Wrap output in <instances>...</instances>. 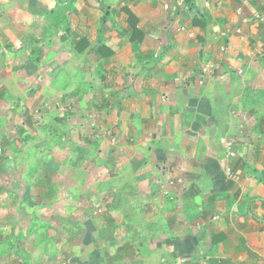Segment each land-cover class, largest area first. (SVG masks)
<instances>
[{"label": "crops", "instance_id": "1", "mask_svg": "<svg viewBox=\"0 0 264 264\" xmlns=\"http://www.w3.org/2000/svg\"><path fill=\"white\" fill-rule=\"evenodd\" d=\"M4 2L3 56L6 31L23 30L9 26ZM263 14L264 0H114L59 54L62 86L84 93L76 69L92 92L97 127L82 136L107 146L106 165L78 192L96 188L123 205L121 222L143 224L142 264H264ZM130 201L142 207L131 216Z\"/></svg>", "mask_w": 264, "mask_h": 264}, {"label": "rangeland", "instance_id": "2", "mask_svg": "<svg viewBox=\"0 0 264 264\" xmlns=\"http://www.w3.org/2000/svg\"><path fill=\"white\" fill-rule=\"evenodd\" d=\"M97 1L5 0L1 8L9 26L23 30L14 36L6 31L4 56L0 48V264L143 263V224L121 222L123 205L115 207L96 188L78 192L93 180L92 169L106 165L107 146L82 136L97 127L92 92L84 94L87 77L76 69L72 81L84 93L77 99L73 85L63 87L60 71H67L59 54L69 56V41L86 38L88 24L101 21L114 4ZM47 57L58 58L48 77ZM81 167L90 174L79 173ZM100 177L101 185L109 182L106 173ZM129 205V216L142 210L137 201ZM124 242L121 254H114ZM133 242L137 253L125 248Z\"/></svg>", "mask_w": 264, "mask_h": 264}, {"label": "built area", "instance_id": "3", "mask_svg": "<svg viewBox=\"0 0 264 264\" xmlns=\"http://www.w3.org/2000/svg\"><path fill=\"white\" fill-rule=\"evenodd\" d=\"M257 19H258L259 22L263 23V22H264V14L258 16ZM212 69H213V65H212L211 63H207V64H205V65L203 66V68H202V74H204V75H208L209 72H210ZM230 146H231V144H228V147H230ZM231 155H233V154L231 153Z\"/></svg>", "mask_w": 264, "mask_h": 264}, {"label": "water", "instance_id": "4", "mask_svg": "<svg viewBox=\"0 0 264 264\" xmlns=\"http://www.w3.org/2000/svg\"><path fill=\"white\" fill-rule=\"evenodd\" d=\"M58 2V4H63L65 3L66 0H56Z\"/></svg>", "mask_w": 264, "mask_h": 264}, {"label": "trees", "instance_id": "5", "mask_svg": "<svg viewBox=\"0 0 264 264\" xmlns=\"http://www.w3.org/2000/svg\"><path fill=\"white\" fill-rule=\"evenodd\" d=\"M194 24H198V22L197 21H194ZM0 239H1V236H0Z\"/></svg>", "mask_w": 264, "mask_h": 264}]
</instances>
